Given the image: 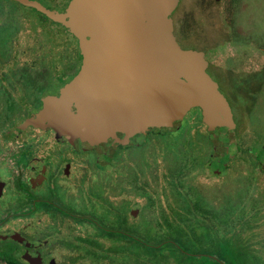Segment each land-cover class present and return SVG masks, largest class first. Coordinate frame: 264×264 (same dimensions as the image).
<instances>
[{
	"label": "flooded vegetation",
	"instance_id": "af4514ba",
	"mask_svg": "<svg viewBox=\"0 0 264 264\" xmlns=\"http://www.w3.org/2000/svg\"><path fill=\"white\" fill-rule=\"evenodd\" d=\"M53 1L0 0V264H264V72H229L250 126L220 154L199 108L133 146H79L44 120L82 63Z\"/></svg>",
	"mask_w": 264,
	"mask_h": 264
},
{
	"label": "water",
	"instance_id": "95a60500",
	"mask_svg": "<svg viewBox=\"0 0 264 264\" xmlns=\"http://www.w3.org/2000/svg\"><path fill=\"white\" fill-rule=\"evenodd\" d=\"M43 10L77 38L82 58L44 116L61 136L114 151L173 131L191 108L202 111L216 153L243 134L247 120L239 121L227 79L210 56L223 43L207 31L211 15L197 31L184 28L197 0H56Z\"/></svg>",
	"mask_w": 264,
	"mask_h": 264
},
{
	"label": "rangeland",
	"instance_id": "374dc122",
	"mask_svg": "<svg viewBox=\"0 0 264 264\" xmlns=\"http://www.w3.org/2000/svg\"><path fill=\"white\" fill-rule=\"evenodd\" d=\"M197 3L198 10L186 16L184 28L188 32L197 31L203 18L211 15V19L206 20L207 31L212 38L221 37L223 43L220 50L210 56L215 58L223 76L228 80L229 72L240 78L264 72L263 50L257 47L258 44L264 46V0H197ZM249 36L259 42L256 47L247 42ZM234 108L242 116L239 121L247 120V127L242 129L244 134L250 126L247 108L243 105L238 109L234 105ZM252 117L254 128H264V94ZM231 243L226 247L230 249ZM234 243L243 246L241 241Z\"/></svg>",
	"mask_w": 264,
	"mask_h": 264
}]
</instances>
